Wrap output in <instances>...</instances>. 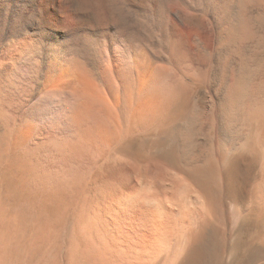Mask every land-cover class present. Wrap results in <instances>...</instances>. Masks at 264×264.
<instances>
[{"label":"bare ground","instance_id":"bare-ground-1","mask_svg":"<svg viewBox=\"0 0 264 264\" xmlns=\"http://www.w3.org/2000/svg\"><path fill=\"white\" fill-rule=\"evenodd\" d=\"M116 149L168 179L83 200ZM5 156L0 264H264V0H0Z\"/></svg>","mask_w":264,"mask_h":264},{"label":"rangeland","instance_id":"rangeland-1","mask_svg":"<svg viewBox=\"0 0 264 264\" xmlns=\"http://www.w3.org/2000/svg\"><path fill=\"white\" fill-rule=\"evenodd\" d=\"M196 88L199 91L200 100L204 101L205 95L203 94L202 91H200L203 88L202 85H197ZM9 157L10 156L3 157V161L0 163V212L3 206H4L3 208L9 209L11 214L13 213L16 214L17 212H19V210L23 209V212H25L24 215L28 218V216H30L31 213L34 211L35 205L36 208L40 209L39 207L42 204L46 203L48 200L49 196H47L45 189L42 187L43 185H38L41 180V176L43 174H46L47 172L43 171L40 173V171H36V172H32L31 175L23 171L15 170L9 166L7 167L8 164L7 162H9L10 160ZM107 161L100 170L95 171L89 169L84 173L86 174L87 178L86 181L83 183V189H84L82 193L83 200L84 199L86 201H89L87 199L96 200L108 196V194L102 190V186L103 188L108 187V189H110L109 187L110 185H112L111 183L115 185V183H119V182H122L126 185H128L130 182L133 186H136L138 189H140L143 194L147 195L148 194L147 192H150V190L147 191V189L150 186L157 184L161 185L164 181L168 179L165 168L163 167L160 168L154 164L148 163L144 155L138 154L133 150H129L128 153L121 149H116L115 151L112 152V154L107 156ZM71 171L72 170H67L65 174L70 177ZM105 177H107L110 180H107ZM147 185L148 187L145 188ZM128 187L129 186H127V191L129 190ZM37 188H39V190ZM41 188L42 191L40 190ZM35 191H40V192H35ZM41 192L42 194H40ZM44 195L45 197H43ZM34 197L36 199L35 203L33 201L35 200L33 199ZM40 197L42 198L40 199ZM37 198L39 199L38 201L42 203L38 202ZM30 202L32 203L33 206L31 205ZM29 205L32 207H30ZM26 207L28 210L26 209ZM42 207L43 205L41 206V208Z\"/></svg>","mask_w":264,"mask_h":264}]
</instances>
